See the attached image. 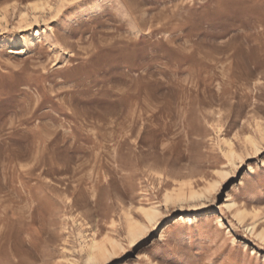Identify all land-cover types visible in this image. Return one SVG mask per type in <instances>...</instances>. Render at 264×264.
<instances>
[{
    "label": "rangeland",
    "instance_id": "obj_1",
    "mask_svg": "<svg viewBox=\"0 0 264 264\" xmlns=\"http://www.w3.org/2000/svg\"><path fill=\"white\" fill-rule=\"evenodd\" d=\"M261 231L264 0H0V264H264Z\"/></svg>",
    "mask_w": 264,
    "mask_h": 264
},
{
    "label": "bare ground",
    "instance_id": "obj_2",
    "mask_svg": "<svg viewBox=\"0 0 264 264\" xmlns=\"http://www.w3.org/2000/svg\"><path fill=\"white\" fill-rule=\"evenodd\" d=\"M250 171L254 173V168L252 167ZM244 183H245V181H244V179H242L241 184H244ZM201 196H203V195L199 191H192L191 194L189 195V197L194 198V199L199 198ZM170 198H171V195H168V199H170ZM226 204H227L228 208L233 209L237 205V201L230 198V199H228ZM145 211H146L145 214H147V216H148L147 218H149L150 220H155V218L158 215V210L155 207H153L152 209H149V210H145ZM234 216L240 223H244V210L243 209L236 208L234 211ZM182 219L184 221H189V220H192V216L183 215ZM220 220L222 221L221 218H220ZM137 228H138V224L135 221L130 224V231L132 233L131 236H133V238H136L139 234L143 233V231H141V230L139 232H136ZM140 229H141V227H140ZM247 229H250V231L253 233L254 230L256 229V222H254L252 225H249V227H247ZM259 235H261L264 238V231H261L259 233ZM160 239L163 240L165 238L161 237ZM109 251L110 250L108 248H106L105 246L98 244L95 241H93L92 244H90V246H89L88 257L86 258L87 259L86 264H96V263L98 264V263H100L102 258H106L108 256L107 252L109 253ZM112 253H114V251H112Z\"/></svg>",
    "mask_w": 264,
    "mask_h": 264
}]
</instances>
